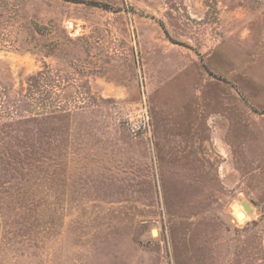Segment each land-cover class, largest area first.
Returning a JSON list of instances; mask_svg holds the SVG:
<instances>
[{
    "label": "rangeland",
    "instance_id": "obj_1",
    "mask_svg": "<svg viewBox=\"0 0 264 264\" xmlns=\"http://www.w3.org/2000/svg\"><path fill=\"white\" fill-rule=\"evenodd\" d=\"M0 264H264V0H0Z\"/></svg>",
    "mask_w": 264,
    "mask_h": 264
},
{
    "label": "bare ground",
    "instance_id": "obj_2",
    "mask_svg": "<svg viewBox=\"0 0 264 264\" xmlns=\"http://www.w3.org/2000/svg\"><path fill=\"white\" fill-rule=\"evenodd\" d=\"M236 216H237V218L239 220H243L244 217H245V213H244V211L243 212H238V213H236Z\"/></svg>",
    "mask_w": 264,
    "mask_h": 264
},
{
    "label": "water",
    "instance_id": "obj_3",
    "mask_svg": "<svg viewBox=\"0 0 264 264\" xmlns=\"http://www.w3.org/2000/svg\"><path fill=\"white\" fill-rule=\"evenodd\" d=\"M243 207L246 209V210H250V208H249V206L247 205V204H245V203H243Z\"/></svg>",
    "mask_w": 264,
    "mask_h": 264
}]
</instances>
